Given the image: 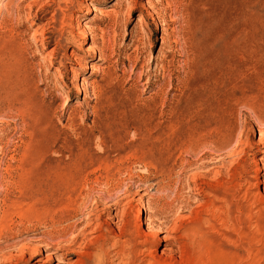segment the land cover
I'll list each match as a JSON object with an SVG mask.
<instances>
[{
	"label": "rangeland",
	"instance_id": "obj_1",
	"mask_svg": "<svg viewBox=\"0 0 264 264\" xmlns=\"http://www.w3.org/2000/svg\"><path fill=\"white\" fill-rule=\"evenodd\" d=\"M9 44L0 219L30 210L67 150L85 173L65 201L90 210L129 195L126 220L99 212L79 255L31 264H106L105 231L139 215L157 264H264V0H0ZM162 208L163 231L147 228Z\"/></svg>",
	"mask_w": 264,
	"mask_h": 264
},
{
	"label": "bare ground",
	"instance_id": "obj_2",
	"mask_svg": "<svg viewBox=\"0 0 264 264\" xmlns=\"http://www.w3.org/2000/svg\"><path fill=\"white\" fill-rule=\"evenodd\" d=\"M16 56L17 54L12 44L0 46V97L11 89V84H13L11 79L10 81L7 80L9 79V75L11 78L10 72L12 73V70L17 67L18 63ZM13 76L15 75L13 74ZM39 77L44 78L42 74H40ZM22 84L23 83L19 85L16 84V86H18L17 90L24 91V85ZM7 99L9 100V98ZM26 99L25 103L28 100ZM31 100L32 99H30V101ZM16 104H18V101ZM29 104L30 103H28V105ZM29 111H32V109H29ZM154 134L160 138L167 135L164 131L159 130ZM66 152L69 156L63 168L56 171H48L42 177L38 190L35 192L33 205L30 210L21 218L19 217L17 221L13 219L9 220L7 218L8 216H3L2 219H0V264H31L44 253H49L54 260L64 261L68 257L80 254L78 251L79 249H74L75 245L84 237L86 230L92 226L91 223L94 221V217L98 216L99 212L106 211L113 214L114 211H117L114 219L118 218L121 222L126 220V215L120 214V209L123 207V201L129 198L127 192L118 199L108 200L107 203H104V199L99 197L100 199L96 203L94 202L95 204L90 210L85 202L79 203L77 199L74 202H71L70 199L67 201L63 199L67 193H72L73 195L82 194V182L85 173L80 166V154L73 150H67ZM108 173L109 172H107V174ZM63 200L65 202H63ZM102 202L104 203V207H106L104 210H100ZM71 204H75V209L70 210ZM81 208L85 209L87 213H85L86 211L83 212L84 215H82V218L78 219L79 212L82 211ZM164 215L163 208L162 210H157L148 220L147 228L157 225L160 230L163 231L165 223ZM157 218L158 220H156ZM144 220L139 215L134 224L128 221L123 223L124 226L120 233L117 235L114 234V236H111V230H104L106 238L103 244L108 248L107 250L105 249L106 251H103V253H98L100 251L97 252L98 254L96 253L97 256L100 257L99 259L102 257L106 259V264H113V262L109 261V256L111 253H114V257L116 256L115 258L120 261L119 264H157L155 257L148 255L150 253L149 249H147V240L143 237L145 233L143 234L141 232V224ZM83 221L86 222V226L80 229V226L83 225ZM155 239L156 242L161 241L158 235H156ZM171 239L174 240L173 238L165 237L162 241L167 242ZM170 244L171 242L167 245Z\"/></svg>",
	"mask_w": 264,
	"mask_h": 264
}]
</instances>
